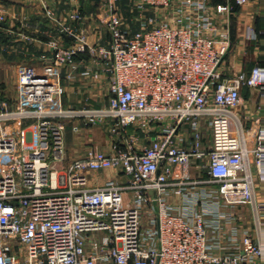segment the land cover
Listing matches in <instances>:
<instances>
[{
    "label": "built area",
    "instance_id": "obj_1",
    "mask_svg": "<svg viewBox=\"0 0 264 264\" xmlns=\"http://www.w3.org/2000/svg\"><path fill=\"white\" fill-rule=\"evenodd\" d=\"M132 1L136 32L119 0H105L107 47L48 9L72 44L53 43L43 73L20 66L16 100L0 99V264H264V64L223 76L217 44L229 34L212 37L207 3L183 1L172 26L146 16L172 0ZM229 1L233 14L250 0ZM86 53L108 77V102L70 109L62 73ZM67 121L110 122V152L68 161ZM140 134L149 143L139 146ZM109 170L124 180L90 185L89 173ZM240 206L251 208L250 227L230 212Z\"/></svg>",
    "mask_w": 264,
    "mask_h": 264
},
{
    "label": "crops",
    "instance_id": "obj_2",
    "mask_svg": "<svg viewBox=\"0 0 264 264\" xmlns=\"http://www.w3.org/2000/svg\"><path fill=\"white\" fill-rule=\"evenodd\" d=\"M183 1L186 0H172L168 8L150 10L146 16L155 19L157 23L176 26L179 18L177 11ZM192 1L211 6L212 17L218 30L212 37L219 39L220 33L229 34L228 44H217L221 51L226 49L221 67L224 77L232 78L239 73H250L253 64H264V0H250L245 7H236L233 14H229L227 10L229 0ZM131 2L133 3L132 0H119L118 6L126 12L124 8L130 6ZM48 9L53 10L58 19L70 25L78 35L85 36L89 45L108 46L107 11L102 9L98 0H0V14L4 16L0 28L1 100L10 104L16 100L17 71L20 66H33L43 73L46 62L42 57L52 56L51 45L57 43L67 48L72 44V39L60 34L55 23L47 17ZM193 12L192 8H185L186 15ZM73 14H80L82 21L74 23L70 19ZM136 14L139 16L138 12ZM137 21L125 24L137 31L139 18ZM75 66V69L66 67L62 73L65 106L75 109L90 108L94 103L100 108L105 106L109 98L108 77L103 73L97 57L88 53L81 54L76 57ZM71 76L75 78L69 79ZM243 95L250 100V92L247 89ZM66 134L65 141L74 139L71 137V131ZM154 136L155 134H152V138ZM86 153L76 159L84 158ZM73 155L69 154L70 159L76 160ZM88 176L90 185H102L109 180H124L120 173L113 170L89 173Z\"/></svg>",
    "mask_w": 264,
    "mask_h": 264
},
{
    "label": "rangeland",
    "instance_id": "obj_3",
    "mask_svg": "<svg viewBox=\"0 0 264 264\" xmlns=\"http://www.w3.org/2000/svg\"><path fill=\"white\" fill-rule=\"evenodd\" d=\"M100 2V5L102 9H107L105 0H98ZM127 8H124L126 12L123 10V8L119 7L117 4V9L121 17L123 18L125 23H132V21L136 22L139 16L136 14L137 10L133 3L131 2L130 6H126ZM139 14V13H138ZM138 22V21H137ZM133 30V29H132ZM138 30V29H137ZM133 31H136L135 29ZM255 63L252 65L255 66ZM251 67V68H252ZM246 106L251 105V101L249 99H246ZM249 101V102H248ZM91 109H99L100 107L97 106V103L92 104L90 107ZM70 109H75L71 108ZM110 122H106L102 125L98 126H85L83 122L80 121H67L66 122V131H65V140H66V133L68 131H71V137L74 138L72 141H65V150L68 155V161H73V159H70L69 154L73 153L75 156V159L79 156H83L88 148H94L97 151L104 152L102 149H105V152H110L111 147V132H110ZM203 136H204V142L203 144L205 146H209L210 144V132L207 127H203ZM140 139L138 142L139 146H144L147 143H149L148 137L145 135H139ZM68 148H71V150H68ZM104 152V153H105ZM69 153V154H68ZM79 153V154H78ZM194 172V170L189 171V174ZM193 174V173H192ZM200 177H205V173H201L197 171V175ZM259 185V184H257ZM261 197V196H260ZM230 212H235V214L239 217V222L241 226L243 227H250L252 224V213L251 208L249 206H240L237 207V209L233 210L230 209Z\"/></svg>",
    "mask_w": 264,
    "mask_h": 264
}]
</instances>
